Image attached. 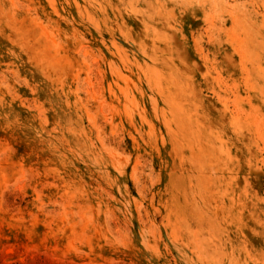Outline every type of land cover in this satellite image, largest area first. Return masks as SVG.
<instances>
[{"label": "rangeland", "instance_id": "1", "mask_svg": "<svg viewBox=\"0 0 264 264\" xmlns=\"http://www.w3.org/2000/svg\"><path fill=\"white\" fill-rule=\"evenodd\" d=\"M0 264H264V0H0Z\"/></svg>", "mask_w": 264, "mask_h": 264}]
</instances>
